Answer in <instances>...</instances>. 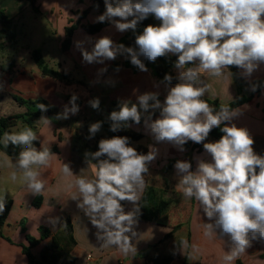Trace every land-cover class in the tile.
<instances>
[{"label":"clouds","instance_id":"9594fccd","mask_svg":"<svg viewBox=\"0 0 264 264\" xmlns=\"http://www.w3.org/2000/svg\"><path fill=\"white\" fill-rule=\"evenodd\" d=\"M103 3L105 10L95 22L107 21L120 33L135 32L149 16L159 21L147 24L135 36L138 52L131 47L125 51L130 63L143 72L148 68L141 56L152 64L174 56L176 75L165 73L162 78L161 83L167 87L163 103L159 93L146 92L138 97L139 105L124 102L119 111L110 113L109 130L115 133L130 128L128 121L140 125L141 109L145 113L150 108L159 109L155 119L154 113H150L143 122L154 141L147 145L146 153L138 151L130 137L113 135L101 138L96 151H85L84 161L90 164L91 178L75 174L70 161L63 164V174L73 178L69 187L76 189L71 198L89 217L101 246H116L123 254L135 252L132 238L137 235L135 229L142 215L140 194L149 165L159 154L156 145L171 144L181 152L186 151L188 142L202 145L210 160L197 157L193 168L191 161L177 159L173 165L179 178L176 187L184 197L198 202L205 220L204 236L212 238L218 234L227 238L230 247L223 260L231 264L253 242L264 243V155L254 150L255 140L249 130L234 122L243 115L241 109L221 105L217 111L202 99L210 90L202 73L227 79L235 68L240 79L251 81L264 65V0H103ZM113 43L108 36L98 38L91 52L82 50L83 61L91 64L115 60L117 51L125 46L120 44L118 49ZM259 87L249 83L246 90L255 92ZM77 99L72 95L56 119L66 120L77 114ZM89 103L93 109L99 108L98 98ZM38 107L41 112L48 110L44 104ZM40 121L51 127L49 117L42 115ZM101 127V121L92 123L86 139H93ZM215 129L222 135L209 141ZM37 139L30 127L5 132L2 138L5 147L22 149L14 162L4 154L6 163L14 169L10 179L15 182L18 178L15 169L22 170L21 179L33 195L44 191L46 182L39 169L49 166L55 156L48 147L34 146ZM124 202L132 205L131 210L125 211ZM5 208V199L0 198V214ZM50 222L55 226L59 217ZM181 244L186 246L187 242Z\"/></svg>","mask_w":264,"mask_h":264},{"label":"crops","instance_id":"0c3cea01","mask_svg":"<svg viewBox=\"0 0 264 264\" xmlns=\"http://www.w3.org/2000/svg\"><path fill=\"white\" fill-rule=\"evenodd\" d=\"M35 1L39 13L33 10L30 0H0V11H5L14 20V25L16 22H23V18L29 10L34 13V21L39 23L38 18H44L46 24L40 27L42 35L44 32L55 35L59 56L52 55L57 58L58 70L70 75L73 83L67 85L51 78H43L40 70L38 73L28 72L15 62L17 77L13 79L12 75L7 74L9 80H12L11 85L25 92L30 90L35 93L14 94L28 100L43 99L58 113L63 111L65 105H68L70 97L76 95L79 112L66 120L50 118L51 127L38 121L36 135L40 147L44 146L50 149L57 147L58 152L54 153L55 156L49 166L39 169L46 182L44 191L33 195L27 187H24L22 192L12 200L11 211L6 224L1 229L4 238L0 237V264H28L27 257L22 252V245H29L26 236L40 238L42 227L49 228L52 235H55L62 230V223L66 217H70L73 224L76 245L72 249L71 255L76 258L75 264H117L122 259L130 264H148L170 255L174 257L170 264H225L223 257L230 247L227 238H221L218 234L212 238L204 236L202 224L205 220L198 202L195 198L184 197L177 189L175 185L178 183V178H174L172 175L175 174L173 167L169 171L166 170L173 160H189L195 168L197 157L206 160H210V157L204 151L186 150L181 152L167 143L156 145L159 154L157 159L149 165V172L145 175V187L139 200L140 202L147 186L159 190L162 198L172 202L163 217L167 221L161 224L139 221L135 229L137 235L132 238L135 252L123 254L116 246H101L102 241L96 239V229L92 227L89 217L77 208V202L71 198L76 189L69 187L73 178L63 174V164L70 161L75 174L91 178L92 169L89 162L84 161V153L92 151V146L97 138L111 133L109 130L112 124L109 119L110 113L119 111L120 105L124 102H128L129 106L133 103L139 105L138 97L146 92L159 93V99L163 103L167 87L165 84L158 83L150 71L134 73L125 68L111 71L115 60H104L103 63L93 62L91 64L83 61L82 50L91 52L98 38L110 37L114 42L113 47L117 48L118 40L128 32H118L109 22V25L96 35H89L82 29L77 30L70 50H62L65 30L70 26V20L73 19L76 22L79 18L74 12L83 13L91 7L92 0ZM103 12L99 9L92 10L82 23L97 24L96 17ZM48 37L49 34L45 39ZM46 41H40L43 50L45 49V51H41L44 59L46 55H51L50 50H53L46 45ZM230 71L231 75L227 79L202 73L205 82L210 85L209 92L203 98L217 100L221 104H229L238 98L250 97L253 92L246 90L248 86L240 88L234 82L232 69ZM174 73L176 75L175 69ZM263 79L264 65H261L260 70L255 72L251 81L247 83ZM96 98L100 101L99 108L93 109L89 101ZM152 103L153 101L150 100L149 104ZM237 109H241L243 115L234 122L237 126L246 127L249 130L255 140L254 150L258 154L264 155V88L259 96ZM150 113H154L152 118L155 119L159 115V109L150 108L148 113L141 109V124L136 125L128 121L127 123L131 127L123 132L137 135L138 138L131 142L138 151L145 153L148 151L147 145L154 143L143 123ZM97 121L102 122L100 129L102 134L98 131L93 139H86L89 135V126ZM91 163L94 162L91 161ZM169 183L172 185L170 188H168ZM38 195H42L43 202L39 208H36L33 202ZM173 196H176V200L180 199L179 208H177L179 204L176 203ZM185 199L189 205L186 221L178 220V224L174 225L170 221L171 213H178ZM131 208L132 205L127 203L125 211H129ZM187 213H189V217ZM56 217H59V222L53 226L50 221ZM178 225L180 228L174 231V227ZM23 228L26 232L23 231ZM184 233L186 237L183 236ZM168 234H172V236L166 239ZM5 238H9L12 243ZM49 240L46 239L34 247L33 254L39 257ZM181 241H186V246H182ZM90 257L92 258L89 259ZM238 259L244 264H264V243L253 242L252 246L234 259L231 264H236Z\"/></svg>","mask_w":264,"mask_h":264},{"label":"trees","instance_id":"16d2710c","mask_svg":"<svg viewBox=\"0 0 264 264\" xmlns=\"http://www.w3.org/2000/svg\"><path fill=\"white\" fill-rule=\"evenodd\" d=\"M30 2L32 4L33 10L36 13H39V9L35 6L36 1L30 0ZM97 4L99 5L98 8L95 7V5ZM94 9H99L101 11H104L105 9H104L103 0H92L91 7L85 10L83 13H80L79 11L74 12V14L76 16H79V18L76 22L73 19L70 20L71 24L65 30V40L62 43L63 51L70 50L73 43L72 40L74 34L77 30L82 29L84 32H86L89 35H96L109 25L108 22L97 23V24L82 23V21L85 20ZM0 24H1L0 54H1L5 49L6 43L10 44L11 46L16 45L17 30L14 25V20L10 18L3 10L0 11ZM147 24H159V21H157L154 17L149 16L148 19L144 20L138 25L135 32L128 30V32L118 40L117 48L119 49L120 44H123L125 48L119 49L117 51V56L111 68V71H117L122 68L130 69L134 73H138L139 71H141L136 66L130 63V57L128 53L125 51V49L131 47L138 52V48L135 45V36L138 35L143 30V27L146 26ZM31 56L36 66L40 70L41 76L43 78H51L60 81L62 83H65L67 85L73 83V80L71 79L70 75L65 74L59 70H54L46 64L41 50H34ZM140 59L143 61V63L147 65L148 71H150V73L158 83H161L165 73L171 74L173 77H175L173 61L176 58L174 56L158 59L157 62L154 64L149 63L143 56H141ZM15 67H16L15 61L11 60L7 62V64H3L1 66V71L3 73L12 75ZM232 77L234 79V82L240 88L243 86H248L249 84L245 80L239 78V72L235 68L232 69ZM175 83L176 80L173 79V84ZM252 84H256L260 86L257 91L253 92L250 97H241L229 104H221L217 100H210L203 97L202 99H205L209 103V105H211L217 111L220 109L221 105H227L231 109H237L243 106L244 104L249 103L253 98L260 95L261 90L264 88V79L260 81H256ZM14 99L20 106L28 107V108L25 112L20 114L0 117V152L2 154L7 153L8 157L10 158H17L19 152L22 149L19 146H12V145L5 147L2 143V138L5 132L8 133L16 132L15 129L16 127H18L19 123H24L25 127L32 128V130L36 133L37 127L34 125V122L36 123L40 121V117L42 115L49 118H56V115L58 113L55 112L51 108V105L43 99L25 100L18 96H14ZM40 104H44L48 106V110L46 112H41L40 108L38 107V105ZM221 127H223V125H221ZM126 129L127 127L115 133L111 132L106 136L97 138L92 146V151L94 152L97 150V143L101 138H108L113 135H125L130 137L131 140L138 138L137 135H132L131 132L123 133ZM221 135L222 133L219 131V129H215L210 134L208 140L209 141L218 140ZM61 139L62 137L60 136V140ZM34 146L40 148V143L38 142V140L34 142ZM185 148L186 150H190L192 152L204 151L202 145L194 144L192 142H188V144L185 145ZM50 150L52 153L58 152L57 147L51 148ZM93 162L95 163V161ZM174 163L175 160L171 161L167 166L166 170L168 171L171 170ZM42 202H43L42 195H38L35 198L33 205L34 207L39 208ZM126 204L127 202H124V207L126 206ZM171 204L172 202L170 200H166L161 197L159 190H157L152 186H147L142 196V199L139 202V206L142 212V215L139 216V221L150 222L154 224H161L162 222L163 223L166 222L167 220L163 219V217L168 211ZM12 205H13V201L12 200L8 201L6 203L5 211L2 214H0V237L3 238L4 236L3 233L1 232V229L6 224ZM179 228L180 225L175 226L174 231H176ZM23 231L26 232L25 228H23ZM40 233H41L40 238H35L31 235H27L26 238L29 242V245L28 246L22 245V252L27 257L28 264H75L76 258L71 255V251L76 245V240L73 235V224L70 217H66L64 219L62 223V230L57 234L52 235L51 230L49 228H44V227L40 229ZM171 236L172 234H168L166 239ZM5 239L12 243V241L9 238H5ZM46 239H50V240L43 248L40 256L37 257L36 255L33 254L32 249L40 245ZM173 258L174 257L170 255L168 257L163 258L162 260H155L154 264H170ZM236 264H244V263L243 261L238 259Z\"/></svg>","mask_w":264,"mask_h":264},{"label":"rangeland","instance_id":"374dc122","mask_svg":"<svg viewBox=\"0 0 264 264\" xmlns=\"http://www.w3.org/2000/svg\"><path fill=\"white\" fill-rule=\"evenodd\" d=\"M39 23L37 21H34V13L32 10H29L25 17L23 18V22L18 23L16 22L15 28L17 30V43L15 46H11L10 44L6 43L4 51L0 54V83L3 84L2 90H0V117L2 116H13L15 114L23 113L27 110L28 107H22L20 106L14 99V96H17L14 93H35L34 91H23L21 89H18L17 87L11 85V81L9 80V76H7V73H3L1 71V66L3 64H7V62L11 60H15L16 63L19 64V66L25 68L28 72H35L38 73L39 69L36 66L34 60L32 59L31 53L34 50H43V45L40 41H46V45H48L49 48L53 49L51 51V55H46L45 62L46 64L54 69L58 70L59 67L57 65L56 56H59L58 51V44L57 39L55 35L44 32L42 35V29L40 28L41 25L46 24V20L42 17H39ZM1 29V24H0ZM48 30V29H47ZM49 37L47 39L46 36ZM54 54V55H52ZM17 65V64H16ZM16 67L14 68V72L12 74V78L15 79L17 77L16 75ZM22 98L21 96H18ZM24 99V98H23ZM28 100V99H25ZM34 125L36 127L39 126L38 122H34ZM25 127L24 123H19L18 127H16L15 131L18 132L20 130H23ZM100 134H102V131H100ZM17 158H11V160L14 162ZM14 169L9 166L5 161V155L0 152V198L5 199V202L7 203L10 200H13L18 194L22 192L24 187L26 185L22 181V170L15 169L17 171V180L13 182L10 179V174ZM174 178H178L176 174H172ZM179 179V178H178ZM177 185V183H176ZM175 185V186H176ZM172 186L170 183L168 184V188ZM176 196H173V199H175ZM176 203H178V207H180V199L176 200ZM188 201L185 199L182 202V207L178 213H171L170 221L172 224L176 225L178 224V220L186 221V212L188 210L189 205ZM191 205V204H190ZM189 213H187L188 215ZM189 217V215H188ZM183 236L186 237V234L184 233Z\"/></svg>","mask_w":264,"mask_h":264},{"label":"built area","instance_id":"2783aa9c","mask_svg":"<svg viewBox=\"0 0 264 264\" xmlns=\"http://www.w3.org/2000/svg\"><path fill=\"white\" fill-rule=\"evenodd\" d=\"M92 257H90L89 259H91ZM117 264H130L129 262H127L126 260H119ZM148 264H154V263H148Z\"/></svg>","mask_w":264,"mask_h":264}]
</instances>
